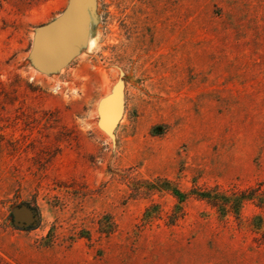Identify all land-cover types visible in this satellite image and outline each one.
I'll use <instances>...</instances> for the list:
<instances>
[{
  "label": "rangeland",
  "instance_id": "obj_1",
  "mask_svg": "<svg viewBox=\"0 0 264 264\" xmlns=\"http://www.w3.org/2000/svg\"><path fill=\"white\" fill-rule=\"evenodd\" d=\"M72 1L0 0V264H264L257 201L189 193L170 224L156 184L264 190V0H90L89 37L48 63Z\"/></svg>",
  "mask_w": 264,
  "mask_h": 264
},
{
  "label": "water",
  "instance_id": "obj_2",
  "mask_svg": "<svg viewBox=\"0 0 264 264\" xmlns=\"http://www.w3.org/2000/svg\"><path fill=\"white\" fill-rule=\"evenodd\" d=\"M90 0H73L64 16L51 24L38 41L41 58L48 63H61L68 60L76 51L77 45L87 39L90 25ZM123 110L120 95H112L100 103L101 121L105 130L111 131Z\"/></svg>",
  "mask_w": 264,
  "mask_h": 264
},
{
  "label": "trees",
  "instance_id": "obj_3",
  "mask_svg": "<svg viewBox=\"0 0 264 264\" xmlns=\"http://www.w3.org/2000/svg\"><path fill=\"white\" fill-rule=\"evenodd\" d=\"M156 184L160 186V190H169L179 200V204L175 205V209H179V211L177 212L174 210L170 215V224H174L177 219L182 216L180 203L187 198L189 193L196 194L198 198L206 200L218 210L221 216H225L227 213L231 212L238 218L246 200H255L260 207H264V190L260 188L233 192L229 195L217 188L202 189L198 187L185 193L174 181L168 179L159 180Z\"/></svg>",
  "mask_w": 264,
  "mask_h": 264
},
{
  "label": "bare ground",
  "instance_id": "obj_4",
  "mask_svg": "<svg viewBox=\"0 0 264 264\" xmlns=\"http://www.w3.org/2000/svg\"><path fill=\"white\" fill-rule=\"evenodd\" d=\"M90 16H91V19H90V25H89V33H90V28H91V21H92V15L90 14ZM89 37V36H88ZM87 37V38H88Z\"/></svg>",
  "mask_w": 264,
  "mask_h": 264
}]
</instances>
